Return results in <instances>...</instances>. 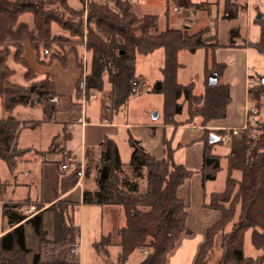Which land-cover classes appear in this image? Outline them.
Instances as JSON below:
<instances>
[{
  "label": "trees",
  "instance_id": "obj_1",
  "mask_svg": "<svg viewBox=\"0 0 264 264\" xmlns=\"http://www.w3.org/2000/svg\"><path fill=\"white\" fill-rule=\"evenodd\" d=\"M112 1L116 10L108 4L91 2L84 19L83 11L72 9L68 0H0V98L7 114L0 118V159L5 162L11 175L29 152L20 148V135L24 130L42 125V122L17 119L12 115L15 108L40 106L44 121L52 120L57 109L51 104L56 91L49 77L26 88L13 87L9 79L15 72L7 66V59L14 50L15 62L26 69V79L33 80L35 75L30 76L31 67L23 57L24 45L30 44L39 55V44L46 46L55 39L53 25L62 33L79 39L80 44H85L89 56L84 86L86 98L94 93L105 94L107 79L111 86L109 107L112 108L107 109L111 112L126 108L132 98L144 91L145 81L136 73V57L148 56L162 49V79L154 83L150 92L164 98V124L178 125L175 117L182 114L183 105L188 111L186 124L201 118L205 127L212 121L227 117L232 98L229 85L219 82L226 70V65L218 63L215 58L219 45L213 47L211 60L207 58L205 67V74H216L218 83L210 86L206 80L204 93L196 95L193 83L182 85L177 80L181 68L179 54H195L199 49H205L202 38L205 31L196 34L174 28L159 31L158 16L137 17L130 4L121 0ZM175 1L167 0V3ZM245 9V6L224 0L222 19L234 20ZM26 14L33 16L32 28L22 20ZM66 16L78 22L69 23ZM236 37L238 32L232 30L231 41ZM251 47L264 54V26L259 41ZM67 57L59 60L64 63ZM78 68H82V63L78 62ZM249 93L259 107V100L264 95V83L260 81L259 88L251 89ZM180 100L182 103H179ZM217 132L219 141L225 142L224 136L228 131ZM211 134L206 131L200 171L204 183L215 181L221 168V158L212 153L219 141L210 143ZM67 138L69 135L65 133L64 139ZM229 142L225 189L211 194L205 205L209 209L219 210L222 217L208 231L195 264H208L213 253L214 238L220 232L223 238L219 264H264V123L253 126L248 122L240 136L233 137ZM128 143L131 155L127 165L121 161L117 144L109 138L100 144L97 160L90 158V151L86 152L84 180L87 183L94 171L92 180L95 188H85L83 203L124 211L126 220L118 231L119 243L114 244L109 237L102 239V244L108 249H119L118 264H124L136 250L148 252L141 264H165L180 237L191 233L186 226L188 203L178 197V189L192 178L194 172L174 163L169 149L165 158L158 160L131 134ZM235 172H240L239 180L233 177ZM8 187V182L0 181L3 217L9 227L0 239V264H28L27 256L31 251L26 245L24 224L31 225L40 244L32 264H79L78 257L71 255L80 246L78 204L58 201L49 207L54 213L55 223V238L49 240L43 226V213L27 219L29 200L19 203L9 200L6 196ZM41 208L40 205L36 207L37 210ZM248 231H252V246L262 252L256 259L246 257L244 253Z\"/></svg>",
  "mask_w": 264,
  "mask_h": 264
},
{
  "label": "rangeland",
  "instance_id": "obj_2",
  "mask_svg": "<svg viewBox=\"0 0 264 264\" xmlns=\"http://www.w3.org/2000/svg\"><path fill=\"white\" fill-rule=\"evenodd\" d=\"M108 4L112 9H115L114 3L112 0H68L69 6L74 10H82L84 13V19L87 15V10L91 2ZM123 3H128L132 6V11L137 17H143L145 15H156L159 18L158 30H164L167 27L169 28H180L183 30L184 27L189 28V32L192 34L199 33L201 31H206L207 25L209 31L205 33V38L210 41L206 43L205 49H199L196 54H189L188 52H181L179 54V62L183 66L179 69L177 80L182 85L194 84V93L200 95L205 91V67L206 60H211V52L216 45H224L229 43L230 32L235 30L238 32V37L234 40V43L239 45L238 48H220L216 51V60L218 63H224L227 66V69L220 78V84H228L232 90L231 94V103L228 106L229 118L225 122L227 126H239L240 120L245 117L246 110L248 107L255 106L258 110L255 113L257 116L253 118L250 125H255L256 123H264V95L259 100V107H257V102L255 101L252 94L245 89V79L249 80L250 77H254L255 81H258L259 88L260 80L264 78V54L259 53L251 45L257 43L261 36L262 26H264V0H231L232 3L237 6H245L246 9L239 12L238 16L234 20H222V14L224 9V0H209V2L218 3L215 5L212 11L208 15H195L191 10H195V6H189L190 11H184L185 0H177V6L175 3H167V0H121ZM195 2H202L206 0H192ZM207 9L209 5L206 4ZM205 13V12H204ZM259 15H262L263 18L258 21ZM196 18V19H195ZM66 21L69 23L78 22L69 16L65 17ZM184 19H195L197 26H193L188 21ZM22 20L26 22L31 28L33 27V16L31 14H26L22 17ZM182 20L179 24V21ZM85 28V26H84ZM53 39L48 45L39 44L40 51L44 52L49 51L51 59H63L69 55L71 50H76L80 48V40L77 38H72L68 33H62L56 25L52 26ZM61 33L60 36H57ZM61 37V38H59ZM213 40V41H211ZM218 42H216V41ZM85 42V41H84ZM251 44V45H250ZM247 46V48L243 47ZM14 51V50H13ZM209 56H207V54ZM77 55H79L77 53ZM43 56V55H42ZM42 56L39 58L40 64H46L45 60H41ZM78 62L82 63L81 75L78 79V87L76 96L84 101L88 111L95 110L96 106L103 105L104 107L110 106L109 95L111 88L106 90L105 94L94 93L91 97L86 98L84 92L85 86V77L88 73L86 67H88L89 56L80 57L78 56ZM211 62H209V65ZM164 66V51L162 49L155 51L153 54L148 56L138 55L136 57L135 67L136 73L138 76H143L145 81V88L143 94L140 98L131 100L126 108H123L117 112L118 120L122 122H131L132 124H140L147 121L152 122L154 125H161L165 120V111H164V98L162 95L153 94L150 92L154 83L162 79L161 69ZM18 71L12 77H10V82L13 87L16 88H26V84L19 82L21 72L26 69L22 66H17ZM36 74L35 71L31 68L30 76ZM206 75V80H207ZM247 76V77H246ZM33 78V79H35ZM29 80H27L28 82ZM108 87V81L105 79V87ZM111 87V86H110ZM82 89L81 91L78 90ZM147 89L149 90L147 92ZM249 90V88H248ZM96 95L95 97H93ZM97 100V101H96ZM179 103H182L180 100ZM51 104H54L51 102ZM19 108V107H17ZM15 108V110L17 109ZM21 108V107H20ZM25 108V107H22ZM38 108L41 109L40 106ZM112 109L111 107H109ZM104 109V112H107V115L111 113V110ZM103 109V108H102ZM17 111V110H16ZM33 117H29V112L25 109L18 110L15 115L17 119L21 121L30 120H40L41 112L37 110H30ZM41 111V110H40ZM103 111V110H102ZM157 112L158 118L154 119L153 114ZM184 112V113H183ZM14 113V111H13ZM30 115V114H29ZM3 109L2 99L0 98V118L6 117ZM15 117V116H14ZM188 118L187 107L183 105L182 114L176 116L175 119L179 121L186 122ZM186 119V120H185ZM53 120V119H52ZM50 121L42 122L43 128L40 130L28 129L24 130V136L19 140V146H27L30 144H40V140L46 136L43 133L47 131V124ZM34 122V121H28ZM61 129V128H60ZM57 129V131H60ZM56 130L54 129L53 133ZM243 132L240 131V134ZM218 136L217 131H212L210 134ZM44 135V136H43ZM21 137V135H20ZM60 139L65 138V131H61ZM124 134V138H125ZM123 139H119L118 144L122 152V162L127 164L130 161L131 148L127 142ZM58 140L53 141L49 145L43 147H36V150H29V152L24 156V160H32L35 157L40 159H49L53 157V154L57 151ZM36 146V145H35ZM230 142H221L219 141L216 144V147L212 150L214 155H217L221 158V168L217 173V178L215 181L208 182V189L216 192H222L225 189V183L227 179V156L229 154ZM41 165H34L29 167L31 173L29 175H24L19 173V171H24L21 166L18 165L16 172L13 176H10L7 165L4 161L0 159V180L4 182L7 180L8 183H23L26 186H9L7 190V198L13 202L18 200H27L29 195L32 197L36 194L40 195L43 190V183L40 181V171L38 170ZM233 177L237 180L241 178L240 172H235ZM16 178V180H15ZM1 201V200H0ZM3 204V203H1ZM113 209V208H112ZM113 219H116V222L120 225L123 223V215L119 213L111 214ZM4 221L0 217V230L4 227ZM77 225L80 230V245H81V255L80 262L81 264H118L119 249L117 247L107 248L102 244V239L104 236L109 235L112 238L115 235L116 229L111 231V227L108 228L109 223L106 220V217L102 215L101 209L97 205H88L84 210H81L77 216ZM31 227V225H29ZM31 229H33L31 227ZM33 231V230H32ZM110 238V239H111ZM246 247L244 250L246 257L258 258L261 253L256 250L251 244V232L248 231L245 238ZM115 241V238L111 239ZM66 253V251H64ZM71 255L76 256L74 253ZM142 256L141 250L135 251L134 255L131 257V260L126 264H134L135 260ZM78 257V256H76ZM34 258V257H33ZM1 263V261H0ZM33 263V261H32Z\"/></svg>",
  "mask_w": 264,
  "mask_h": 264
},
{
  "label": "crops",
  "instance_id": "obj_3",
  "mask_svg": "<svg viewBox=\"0 0 264 264\" xmlns=\"http://www.w3.org/2000/svg\"><path fill=\"white\" fill-rule=\"evenodd\" d=\"M206 4L209 5L208 9ZM190 5L195 6V10H191V12L193 11V14H200L205 16L208 15V13L212 11L211 9H213L215 5H218V3L209 2V0L202 2L185 0L183 10L190 11ZM175 6H177V0L175 1ZM195 19L184 20L190 22L193 27L197 26ZM181 21L182 20L179 21V24ZM205 26L207 27V29L204 32L202 38L203 42L206 44L210 41L205 38V33L209 31V27L207 25ZM174 29L180 28L177 27ZM183 30H186L189 34H192L189 32L188 27H184ZM234 41L235 40L231 41L230 38L228 44H220L219 47L215 50V54L216 51H218L220 48H238L239 45L235 44ZM80 45V48L78 47V49H76L75 51L69 52L67 60L64 63H62L59 59L52 60L51 55L43 51H40V54L38 55L30 44L24 45L23 57L28 62L30 67L35 71L36 78L27 82V79L25 77L26 72L23 71L21 72L22 77L19 78V82L26 84L25 87H28L32 83L41 82L49 77V79L55 85V99H57V101L54 102V105L56 106L57 112L55 113L53 120L50 123H46L48 128L47 131L43 133L46 136L43 138V140H40V142H38L40 144H35L36 146L34 144H30L27 146L20 145V148L36 150V147L39 148L45 145H49L53 143V141L58 139L60 141H58V148L57 151L53 154V157L49 159H40L36 157L32 160L22 159V161L18 164L22 167V169H24V171H19V173L24 175H29L31 173L29 167L32 168V166L34 165H41L38 170L40 171L39 179L43 183V190L40 195L36 194L32 197L29 195L27 199L29 200V206L33 204L36 207L39 205L42 207L41 210L37 211L43 213V226L44 230L47 233V238L49 240H54V213L49 210V207L58 201H70L78 204L76 208L78 216V213L88 206L83 203V193L85 188L87 187L92 190L95 188L94 181L92 180L95 175L94 171H92L91 179H89L87 183L84 180V170L87 163L86 152L90 151V158L92 160H97L99 158L98 152L100 144L105 138H109L115 141V143L117 144L122 161V152L118 141L119 139H123L125 134L126 137L124 138V141L129 144L128 137L131 134L148 152H150L158 160H163L166 156V150L169 149L172 151V159L174 163L182 164L186 168L194 172L192 178L186 181L178 189V197L188 203V216L186 220V226L191 231V233L183 234L180 237L177 246L168 255L165 264H195L200 249L207 239L208 231L214 225H216L222 217V214L219 210L209 209L205 206L206 203L209 202L210 195L213 193H217L216 191L208 189L209 181L204 183L202 175L200 173L203 166V152L206 143V131H229L231 129L243 130L247 127L248 122H252L253 118H256V116L258 115L255 114L256 112H250V110L256 109L257 111L258 109L255 106H253L252 108L248 107L245 117L240 120L239 126H227L225 124V122L229 118V113L227 111V117L224 120L212 121L205 127L202 126L201 118L194 119V121L190 124H186L185 122L176 119L178 125H165L164 123L161 125H154L152 122L147 121V119L144 123L140 124H132L128 121L122 122L118 120L117 112H111L109 113V115H107V112H104V109L107 110V107H104L101 104L96 106L95 110L88 111L84 101L76 96V85L81 75V68H78V56H80L81 58L83 56L88 58L85 44ZM243 47L247 48V46ZM77 53L79 55H77ZM40 56H42L41 60H45L46 64L39 63ZM18 65L22 66L15 62L14 51H12L7 59V66L15 73H17ZM182 66L183 65L181 64V67ZM139 77L144 79L143 76ZM247 82L248 80L245 79V89L249 92ZM225 85L228 84L225 83ZM105 88L106 90L110 89V84L108 83V87L106 86ZM148 91L149 90L147 89V92ZM230 92L232 94L231 89ZM142 94L140 96L132 98L131 100L140 98ZM93 97H95V99L97 98L96 95H94ZM18 107L19 108L16 109L17 111L21 109L27 110L30 114H28L29 117H33V111H30L31 109L41 112L40 120L36 121L33 120V118H30V120H27V122H44V114L42 112V109L38 107ZM16 110H14V113L12 115L18 118L15 115V112L17 113ZM41 128H43L42 125L37 127V130H40ZM54 129L56 131L53 133ZM57 129H60V131H57ZM63 130L66 134L69 135V138L60 139L62 138L61 131ZM23 136L24 131L21 134L20 141ZM215 147L216 145L213 147V149ZM123 164L127 165L128 163ZM64 165H67L66 169L62 168ZM10 176L13 175L10 174ZM4 182H7V180H5ZM15 185L26 186V184L23 183H9V186L16 188ZM23 201L25 200H18L16 202L19 203ZM1 203L3 202L0 201V210L2 209ZM98 207L101 209L102 215L106 217V220L109 223V226L107 227H111V231L116 229V231L114 230V237L112 234V238H115V241L112 242L114 244H118L120 240L118 231L123 228L126 220L124 211L121 208L112 209L108 207ZM114 213L123 215V223L119 225L116 222V219H113L111 217V214ZM2 219L4 220L5 218L2 217ZM4 224V227L2 228V230H0V239L9 230L6 219L4 221ZM24 230L26 245L27 248L31 251L27 256V262L28 264H32L33 257L36 253H38L40 244L34 230L31 229L29 225L24 224ZM250 232L252 234V231ZM104 237L111 238L110 234ZM222 238L223 234L221 232L215 236L213 253L208 264L220 263V260L222 258ZM245 245L246 243L244 242V250L246 247ZM80 250L81 245L79 246L78 255L79 264H81ZM141 252L142 256L136 259L134 264H141L147 257V253H145L144 250H141ZM134 253L130 255V257L124 264L128 263L131 260V257L134 255ZM260 253L262 254L261 251Z\"/></svg>",
  "mask_w": 264,
  "mask_h": 264
},
{
  "label": "built area",
  "instance_id": "obj_4",
  "mask_svg": "<svg viewBox=\"0 0 264 264\" xmlns=\"http://www.w3.org/2000/svg\"><path fill=\"white\" fill-rule=\"evenodd\" d=\"M247 85H248L249 90L254 89L256 86H258V81H255V79L253 77H249V80L247 82ZM56 101H57V99H55V98L53 100H51V102H53V103L56 102ZM250 112H257V111H256V109H254V110H250ZM244 129H246V128H244ZM240 131H242V130H240V129H231V130H229L226 133V135L224 136V141L225 142H229V141H231V139L233 137H239L240 136ZM62 168L63 169H66L67 168V165H64ZM37 213H39V212L37 211L36 206L33 205V204L30 205L27 208V210H26V214L28 215V218L27 219L31 218L32 216H34ZM0 217H3V211H2V209L0 210ZM144 251H145V253H148L146 250H144ZM73 253L76 256H78L79 255V247L78 248H75L73 250Z\"/></svg>",
  "mask_w": 264,
  "mask_h": 264
},
{
  "label": "water",
  "instance_id": "obj_5",
  "mask_svg": "<svg viewBox=\"0 0 264 264\" xmlns=\"http://www.w3.org/2000/svg\"><path fill=\"white\" fill-rule=\"evenodd\" d=\"M263 18V16L262 15H259V17H258V20H260V19H262ZM261 81V83H264V78L263 79H261L260 80ZM207 83H208V85H210V86H215L217 83H218V77H217V75L216 74H212V75H210L209 77H208V79H207ZM153 118L154 119H157L158 118V113L157 112H155L154 114H153ZM219 141V137L218 136H216V135H214V134H211L210 135V143H216V142H218Z\"/></svg>",
  "mask_w": 264,
  "mask_h": 264
}]
</instances>
